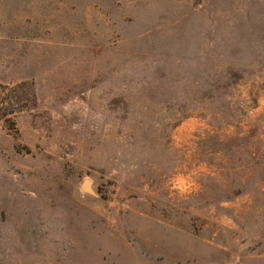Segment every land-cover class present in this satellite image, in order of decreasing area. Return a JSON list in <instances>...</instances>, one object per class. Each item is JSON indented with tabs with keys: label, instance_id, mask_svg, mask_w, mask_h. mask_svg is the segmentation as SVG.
I'll list each match as a JSON object with an SVG mask.
<instances>
[{
	"label": "rangeland",
	"instance_id": "rangeland-1",
	"mask_svg": "<svg viewBox=\"0 0 264 264\" xmlns=\"http://www.w3.org/2000/svg\"><path fill=\"white\" fill-rule=\"evenodd\" d=\"M0 264H264V0H0Z\"/></svg>",
	"mask_w": 264,
	"mask_h": 264
},
{
	"label": "water",
	"instance_id": "water-1",
	"mask_svg": "<svg viewBox=\"0 0 264 264\" xmlns=\"http://www.w3.org/2000/svg\"><path fill=\"white\" fill-rule=\"evenodd\" d=\"M89 184H90V182H89V180H84V182L82 183V185H81V188H82V190H84V191H89Z\"/></svg>",
	"mask_w": 264,
	"mask_h": 264
}]
</instances>
